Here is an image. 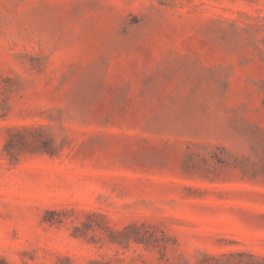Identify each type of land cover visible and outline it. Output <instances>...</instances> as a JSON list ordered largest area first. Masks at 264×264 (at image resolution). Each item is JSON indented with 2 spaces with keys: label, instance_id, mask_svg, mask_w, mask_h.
Here are the masks:
<instances>
[{
  "label": "rangeland",
  "instance_id": "374dc122",
  "mask_svg": "<svg viewBox=\"0 0 264 264\" xmlns=\"http://www.w3.org/2000/svg\"><path fill=\"white\" fill-rule=\"evenodd\" d=\"M0 264H264V0H0Z\"/></svg>",
  "mask_w": 264,
  "mask_h": 264
}]
</instances>
